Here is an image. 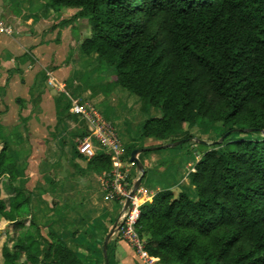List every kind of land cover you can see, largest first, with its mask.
<instances>
[{
    "label": "trees",
    "instance_id": "obj_1",
    "mask_svg": "<svg viewBox=\"0 0 264 264\" xmlns=\"http://www.w3.org/2000/svg\"><path fill=\"white\" fill-rule=\"evenodd\" d=\"M49 9L86 21L79 54L103 64L112 88L135 96L143 113L159 112L141 139L187 143L190 129L210 124L223 132L188 174L193 199L167 189L142 206L137 231L148 254L158 264H264V0H51ZM7 149L0 135V222L15 232L2 264H83L29 220ZM87 169L111 164L98 154Z\"/></svg>",
    "mask_w": 264,
    "mask_h": 264
},
{
    "label": "crops",
    "instance_id": "obj_2",
    "mask_svg": "<svg viewBox=\"0 0 264 264\" xmlns=\"http://www.w3.org/2000/svg\"><path fill=\"white\" fill-rule=\"evenodd\" d=\"M5 12L9 11H0V16ZM21 13L24 15V11ZM0 22L5 25L6 21ZM53 24L58 25L57 21ZM15 36L18 39L0 34V135L8 155L22 172L20 186L29 196V220L40 228L43 238L52 233L83 264H139L135 252L115 235L124 207L110 200L103 190L101 182L106 172L87 169L90 159L76 151L86 126L72 114L71 102L89 103L78 92L89 94L86 87L91 77L87 70L92 57L78 51L79 55L67 60V55L62 59L58 54L70 45L78 44L79 49L85 38L80 36L77 43V39L68 40L64 34L56 45L38 43L28 57H18L24 49L22 44L33 40L21 41V33ZM112 91L110 96L114 92L126 93L119 87ZM116 132L126 148L118 128ZM126 157H130L127 152ZM147 164L144 161L142 167ZM138 174L137 168L129 169L128 180L137 181ZM139 189L145 191L141 183ZM156 191L148 196L154 197L159 190ZM120 243L124 244V257L115 250Z\"/></svg>",
    "mask_w": 264,
    "mask_h": 264
},
{
    "label": "rangeland",
    "instance_id": "obj_3",
    "mask_svg": "<svg viewBox=\"0 0 264 264\" xmlns=\"http://www.w3.org/2000/svg\"><path fill=\"white\" fill-rule=\"evenodd\" d=\"M50 3L51 0H0V11H9L5 12V15L2 14L0 16V21H6L4 22L5 25L11 28L12 32L11 36L2 35L14 38L16 37V33H21L23 34V36L20 37L21 41L24 40L26 42L33 40V42L22 44L24 49L23 51L21 50V52L19 51L20 56L18 57H28V53H30L38 43L56 45L60 42L61 36L64 34L67 35L66 39L68 40L70 37L77 39V43L80 41V36H83L85 39L90 37L89 27L86 21L74 20L72 15L75 12H71L73 14L69 12L65 13V11L74 10H62L60 12L63 13L61 19L58 20L59 16L55 20L54 17H56V13H53V10L49 9ZM21 11H24V15ZM19 17H23V19L18 21ZM29 21L32 22L27 24ZM54 21H57V26L53 24ZM58 31L59 34L56 33ZM41 35L43 37H41ZM16 39H18V37H16ZM77 46L78 44H76L75 47L70 45L68 50L63 49L58 56H62L63 59L67 55V60H69L74 55H79L77 53L79 51ZM88 63L90 66L87 70V74L91 77V82L87 84L88 87L86 88L89 94L84 96V91L81 90L78 94L81 96L80 98L82 100L92 103L102 114L103 118L112 124L114 129L115 126L116 129H119L121 139L126 142V148H124L125 152H127L129 147H137L136 149H138L145 145V147L139 149H146L164 147L171 144V142L141 139V125L149 118L159 117V112L149 109L147 113H143L141 111L140 101L135 96L127 94V92H114V94L110 96L113 92L112 90L115 89L112 88L111 85L112 79L110 71L94 58H91ZM222 134L223 132L221 129L214 124L208 126L199 125L189 130V135L192 137L190 142L175 148H160L139 155L138 159L142 165H144V161L148 163L147 166L143 168L145 177L143 180L141 179V186L145 189L146 194L148 195L150 192L155 193L157 192L156 190L164 191L166 190L165 188H167L170 189L174 196H177L181 192H185L193 199L195 195L193 190L188 186V174L194 171V165L205 152L212 150L216 143L222 142H219ZM140 175L141 174L137 175V179L141 177ZM3 181L4 178H0L1 199L6 198L5 194L2 193ZM135 182L136 181L133 183L131 182L133 187ZM8 227L7 223L0 222V264H2V246L5 243L10 245L8 242L9 235L13 236L15 234L14 230L11 228L8 230ZM123 245L124 244L120 243L115 247L116 253L120 257L126 255L124 249H121V246L124 247Z\"/></svg>",
    "mask_w": 264,
    "mask_h": 264
},
{
    "label": "built area",
    "instance_id": "obj_4",
    "mask_svg": "<svg viewBox=\"0 0 264 264\" xmlns=\"http://www.w3.org/2000/svg\"><path fill=\"white\" fill-rule=\"evenodd\" d=\"M11 28L0 22V34L11 35ZM71 112L80 118L86 126V136L76 145L77 153L84 158L91 159L101 153L111 164V170L105 173L102 187L107 197L112 201H119L123 207L129 198V206L123 211L120 223L115 230L118 240L127 243L135 252L139 264H158V259L151 257L145 249V240L137 231L142 206L150 202L153 195L148 196L142 189L133 191V185L128 180L129 169H135L136 164L126 157L123 144L110 122L92 105L73 100Z\"/></svg>",
    "mask_w": 264,
    "mask_h": 264
},
{
    "label": "water",
    "instance_id": "obj_5",
    "mask_svg": "<svg viewBox=\"0 0 264 264\" xmlns=\"http://www.w3.org/2000/svg\"><path fill=\"white\" fill-rule=\"evenodd\" d=\"M223 140V138H221V140L219 142H221ZM185 141L184 140H180L176 143H171L170 145H166L164 147H153V148H144V149H135L130 153V161L134 162L136 164V168L138 169V171L141 174V177L135 182L134 187H133V191L130 193L129 197L135 192V190H137L140 186L141 183V178L144 176V170L142 167V164L140 163L138 156L146 153V152H152L154 150H158L160 148H175L178 147L182 144H184ZM129 206V198L126 199L125 202V206H124V210H126ZM114 230L111 231V234H113ZM111 236V235H110ZM107 243H105L106 246Z\"/></svg>",
    "mask_w": 264,
    "mask_h": 264
}]
</instances>
